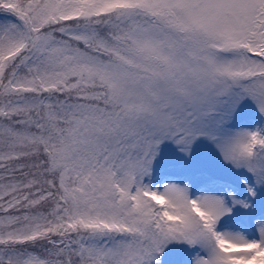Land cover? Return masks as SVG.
Listing matches in <instances>:
<instances>
[{
  "label": "snow or ice",
  "instance_id": "obj_1",
  "mask_svg": "<svg viewBox=\"0 0 264 264\" xmlns=\"http://www.w3.org/2000/svg\"><path fill=\"white\" fill-rule=\"evenodd\" d=\"M0 264H264V0H0Z\"/></svg>",
  "mask_w": 264,
  "mask_h": 264
}]
</instances>
